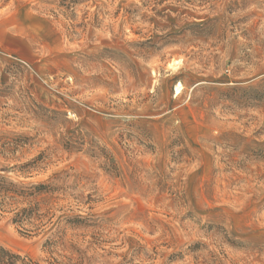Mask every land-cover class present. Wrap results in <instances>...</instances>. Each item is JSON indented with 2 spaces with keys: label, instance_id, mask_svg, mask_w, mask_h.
I'll return each instance as SVG.
<instances>
[{
  "label": "rangeland",
  "instance_id": "1",
  "mask_svg": "<svg viewBox=\"0 0 264 264\" xmlns=\"http://www.w3.org/2000/svg\"><path fill=\"white\" fill-rule=\"evenodd\" d=\"M0 176L39 264H264V0H0Z\"/></svg>",
  "mask_w": 264,
  "mask_h": 264
},
{
  "label": "trees",
  "instance_id": "2",
  "mask_svg": "<svg viewBox=\"0 0 264 264\" xmlns=\"http://www.w3.org/2000/svg\"><path fill=\"white\" fill-rule=\"evenodd\" d=\"M41 158L24 164L20 167V172L27 173L32 168H37ZM53 189L49 185L39 184L29 188L19 187L17 184L9 181L5 177L0 176V212H11L12 207L15 208L13 223L19 227L29 225L34 230L30 233L43 231L50 225H53L54 215L49 211L42 213L39 203L34 202L37 197L52 192ZM10 210V211H8ZM56 242L47 241L46 247L50 253ZM0 264H39L29 256H23L0 247Z\"/></svg>",
  "mask_w": 264,
  "mask_h": 264
}]
</instances>
